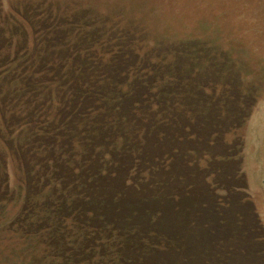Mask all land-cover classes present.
<instances>
[{"label": "rangeland", "instance_id": "obj_1", "mask_svg": "<svg viewBox=\"0 0 264 264\" xmlns=\"http://www.w3.org/2000/svg\"><path fill=\"white\" fill-rule=\"evenodd\" d=\"M0 264H264V0H0Z\"/></svg>", "mask_w": 264, "mask_h": 264}]
</instances>
